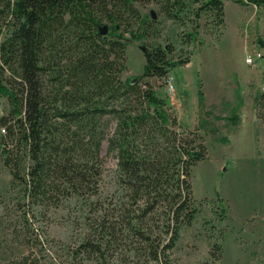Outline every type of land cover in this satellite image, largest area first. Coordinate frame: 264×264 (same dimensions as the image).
<instances>
[{"label":"trees","instance_id":"16d2710c","mask_svg":"<svg viewBox=\"0 0 264 264\" xmlns=\"http://www.w3.org/2000/svg\"><path fill=\"white\" fill-rule=\"evenodd\" d=\"M0 1L6 29L0 96L9 105L0 113V156L23 184L24 198L42 205L61 190L85 200L89 232L73 252L82 261L173 264L181 230L200 213L191 177L208 149L147 81L167 78L171 49L145 47L143 74L136 80L121 75L130 43L147 37L157 22L137 4L153 2L164 18L183 26L190 13L193 31L183 37L189 44L203 16L225 27L229 0ZM230 1L264 9V0ZM199 96L203 107L201 90ZM108 158L115 160L118 198L101 191ZM213 205L221 221L228 218L222 199ZM209 253L219 262L222 244L216 241ZM13 264L40 263L29 255Z\"/></svg>","mask_w":264,"mask_h":264},{"label":"rangeland","instance_id":"374dc122","mask_svg":"<svg viewBox=\"0 0 264 264\" xmlns=\"http://www.w3.org/2000/svg\"><path fill=\"white\" fill-rule=\"evenodd\" d=\"M137 7L157 22L147 37L128 46L121 77L136 80L143 74L142 48L159 43L171 49L167 78L147 81L168 101L184 128L198 130L208 149V157L193 168L191 177L200 213L181 230L173 264H264V104L256 105L264 91V9L226 1L225 27L216 28L203 16L187 44L184 38L193 31L190 13L183 16V26L164 18L153 2ZM0 28L1 43L6 37L1 11ZM185 58L189 63L179 65ZM8 109L7 98L0 96V113ZM115 168V160L108 158L101 191L109 198H118ZM217 199L228 207L224 221L213 205ZM89 214L82 197L61 190L42 205L25 199L23 184L0 156V264L29 255L40 264H93L82 261L83 256L73 257L89 232ZM216 241L223 247L219 262L209 255Z\"/></svg>","mask_w":264,"mask_h":264},{"label":"water","instance_id":"95a60500","mask_svg":"<svg viewBox=\"0 0 264 264\" xmlns=\"http://www.w3.org/2000/svg\"><path fill=\"white\" fill-rule=\"evenodd\" d=\"M106 32H107L106 27H103V28L101 29V33H102V34H106ZM142 50L144 51V48H142Z\"/></svg>","mask_w":264,"mask_h":264},{"label":"built area","instance_id":"2783aa9c","mask_svg":"<svg viewBox=\"0 0 264 264\" xmlns=\"http://www.w3.org/2000/svg\"><path fill=\"white\" fill-rule=\"evenodd\" d=\"M258 57H261V56H260V55H258ZM247 62H248V63H252V62H253V60H252L251 58H248V59H247ZM3 131H4V130H1V132H3Z\"/></svg>","mask_w":264,"mask_h":264},{"label":"crops","instance_id":"0c3cea01","mask_svg":"<svg viewBox=\"0 0 264 264\" xmlns=\"http://www.w3.org/2000/svg\"><path fill=\"white\" fill-rule=\"evenodd\" d=\"M225 4H226V2H225ZM255 8H257L256 6H254Z\"/></svg>","mask_w":264,"mask_h":264}]
</instances>
